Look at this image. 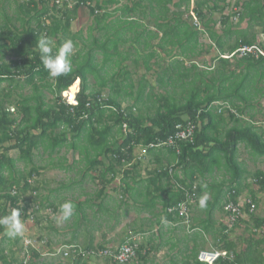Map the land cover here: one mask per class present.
<instances>
[{"label": "trees", "instance_id": "1", "mask_svg": "<svg viewBox=\"0 0 264 264\" xmlns=\"http://www.w3.org/2000/svg\"><path fill=\"white\" fill-rule=\"evenodd\" d=\"M90 1L94 7L87 8L93 24L86 39L71 35L72 24L82 8L80 5L69 8L64 4L59 8L45 0H26L18 8L20 27L8 17L5 24L1 25L0 84L14 82L15 79L23 80L32 86L33 94L19 100L16 113L10 112L11 107L0 100V216L10 214L13 208H19L23 212L22 219L28 218L22 198L29 190L34 193L38 191V187L34 183L30 184L29 180L41 174V169L33 166L35 151L42 149L54 155L62 148H70L78 152L87 167L82 178L90 174L88 178L98 183L100 187L97 195L102 198L106 196L108 186L121 175L120 170L123 169L121 183H125L132 173L128 169L124 170V167L133 163L132 169H137L140 164L135 157L137 148H147L167 140L175 133L176 126L185 120H191L197 126L193 141L179 143L178 154L176 149H168L175 156L174 166H161L151 172L149 177L157 182L167 181L169 188L171 181L180 184L176 189L166 192L162 202L165 213L168 207L186 201L194 185H197L199 198L203 192V179L221 170L225 171L228 179L219 186V197L211 207L219 206L224 211V203L220 199V195L225 193L224 189L229 200L238 203L240 189L246 178L237 158L239 145L244 144L255 155L264 157V135L242 119L245 115L252 120L256 118L253 99L264 96V91L254 89V82L256 79L264 80V59L244 58L232 65L219 55L211 59L208 66L203 65L204 68L196 60L205 54V45L201 41L207 34L219 48L220 43L215 40L212 28L216 13L223 14L226 26L231 25L234 16H239L240 21L258 24L260 32L264 33V0H237V11L228 16H224L230 7L228 0H194V12L202 26L200 30L191 25V0ZM111 7L114 9L111 10ZM41 36H48L54 41L53 51L66 39L74 41V48L78 47L77 38L82 40L81 49L78 48L74 55L69 56L71 73L59 78L50 77L40 61L36 45ZM157 40L161 43L154 46ZM253 44H256L254 40L244 39L239 46L234 44L229 52L236 51L242 45ZM209 49L213 47L209 46ZM142 51L144 56H141ZM133 52L136 57L132 62L138 65L142 57L146 72L156 75L157 87L154 91L148 90L145 85L134 90L132 72L124 65ZM99 53L103 55L100 63L97 58ZM5 54L13 55L15 61L7 63ZM161 55L170 57L166 66L162 64L164 57ZM111 64L119 69L112 75L109 86L104 76L107 75L106 66ZM158 70L160 72L157 73ZM90 78L96 80L100 89L91 88ZM77 81H80L78 105L62 102V93ZM105 89L110 91L107 96H104ZM45 92L54 96L50 103L45 98ZM78 92L73 87L69 93L73 94L74 99ZM125 99H131L133 104L123 109ZM215 102L229 103L238 116L219 115L210 109ZM226 119L236 125L220 133L218 128ZM124 124L127 125V131L123 129ZM12 151L19 152L17 159L9 155ZM146 151L152 152L154 149ZM19 162L26 167L31 166L29 172L19 171ZM170 170L174 171L173 178ZM178 171L182 172V180L177 179ZM91 172L97 174L93 176ZM254 176L264 189V173L257 172ZM14 187L17 193L13 195ZM123 189L124 199L128 191L125 187ZM252 199L251 202L256 205V198L253 196ZM41 201L44 200L40 199V206L43 204ZM79 205V209L75 210L78 216L74 219L73 231L82 229L87 237L93 230V222L87 212L93 211L94 206L100 210L103 203L95 205L90 200ZM40 209L37 205L33 212ZM249 210L246 205L244 212L248 214L249 221L242 219L235 228L246 225L247 231L252 229L253 232L261 233L264 218H258L255 212L250 213ZM1 236L2 242L8 240L11 244V238L6 236V229L2 226ZM18 241L16 239L13 245ZM254 244H257L258 249L264 246V236L255 242L251 241L250 245ZM95 248L103 247L89 242L86 251ZM218 249L234 252L238 264H247L244 257L249 254L248 247L246 252L237 253V245L225 239ZM261 250L260 257L263 256L264 248ZM5 252L4 249L0 250L2 264L18 263L11 257L8 259ZM31 254V264H37L40 255L35 250ZM198 254L195 255V261L201 264L197 261ZM262 259L264 261V257ZM136 260L140 264H145L147 260L141 245ZM84 263L81 257L73 262Z\"/></svg>", "mask_w": 264, "mask_h": 264}, {"label": "crops", "instance_id": "2", "mask_svg": "<svg viewBox=\"0 0 264 264\" xmlns=\"http://www.w3.org/2000/svg\"><path fill=\"white\" fill-rule=\"evenodd\" d=\"M236 2L237 0H228L230 7L226 9L224 16H228L237 11V7L235 6ZM85 11L89 12V9L87 7L80 9L82 13ZM151 28L153 27L151 26ZM212 28L216 35L215 40H218L220 44L219 48H217L215 41L208 34L202 39L205 43L201 41L205 45V54L196 60L202 68H204L203 65L208 66L209 61L219 55L226 56L231 54L229 52L231 47L234 44L239 46L244 39L254 40L256 44L260 43L264 45V33L260 32L258 24H254L253 22L249 24L247 20L240 21L239 16H234L231 20V25L226 26L223 14L216 13L213 16ZM155 42H157L156 45L161 43L159 40ZM209 46H212L213 49H209ZM161 57H164V61L166 62L170 59V57H165L164 55H161ZM237 60L239 59L233 58L229 61L234 65ZM231 69L234 70V67H231ZM238 72L240 71L238 70ZM254 83V89L264 91V80L260 81L256 79ZM253 104L256 108L258 107L257 104L263 106L264 96L260 95L253 99ZM242 119L254 125L259 133L264 135V123L258 122L257 118L252 120L248 115L247 117L246 115L243 116ZM235 125V123L226 119V122L222 123L218 128V131L224 133L225 130ZM141 148L135 150L136 162L140 163L137 169H132L133 163L130 166H125L124 170L128 169L132 174L126 178L125 183H121L120 175V178L117 176L115 182L108 186L106 196L100 198L97 195L98 191L95 195L89 196L88 191H85L86 188L83 186L84 181L81 180L78 182L77 190L80 193V198L75 204V210L79 209L80 203L90 200H93L95 205L101 203L103 205L100 210H98V206H94L91 212L93 230L92 234L87 235V237L82 229L73 231L74 219L78 216L74 210L70 218L72 225L69 226L67 223L64 229L59 228L58 231L55 230L53 232L55 235L63 236L66 239L67 243L61 245L60 248L64 250L68 246H73L86 251L89 242H93L94 245L114 249L124 244L128 238L136 236L137 238L139 237L143 255L147 257L145 264H198L195 261L196 253L204 250H220L218 247L223 245L225 239L228 242L236 244V240L229 237L230 232L225 230L227 228V216L224 211L219 206L211 207L214 200L219 197V186L223 185L224 181L228 179L225 171H216L214 174L206 176L201 182L203 192L199 198H196L195 204L192 205L191 226L188 228L183 219L165 213L162 207L166 192L176 189L180 184L175 182V180L171 181L169 188L167 181L157 182L149 178L150 173L155 169H159L161 166L165 168L173 167V157L175 156L165 148L152 152H147V149L142 148L146 151V154L145 152H139ZM238 150L237 158L239 164L242 166V170L245 171L246 176H252L256 182L254 175L257 172L264 173V171L259 169L255 170L253 174H249V169L242 159V151L253 160L263 157L252 153L244 144H240ZM251 162L252 164L254 163L253 161ZM171 174L173 178V170ZM182 177V172L178 171L177 179L182 180ZM122 187H125L126 192L128 191L124 199L122 198V194L125 193V190ZM224 191L226 190L224 189ZM205 194H207V200L202 207L199 201ZM227 197L226 192L220 195L221 203H224ZM96 211H100V213H95ZM234 229L236 230V228ZM117 241L120 242L117 243ZM49 243L50 241H48ZM48 247L54 248L52 243ZM247 247L249 254L244 257L247 264H264L263 257L259 255L257 244L253 246L250 244L249 246H238L237 253L246 252ZM41 250L43 251V249L39 248L37 253L41 254ZM62 259L64 258L62 257ZM68 260L73 264V260ZM99 264H108V262L100 259Z\"/></svg>", "mask_w": 264, "mask_h": 264}, {"label": "rangeland", "instance_id": "3", "mask_svg": "<svg viewBox=\"0 0 264 264\" xmlns=\"http://www.w3.org/2000/svg\"><path fill=\"white\" fill-rule=\"evenodd\" d=\"M26 0H0V28L1 25L5 24L6 18H10L17 27L20 26V21L17 20V16L19 15V5L24 3ZM234 3V2H233ZM124 4V3H123ZM111 10L114 7L110 8ZM93 24V18L90 16L88 11L84 13L79 12L78 18L73 22L71 27V35H78L87 38L89 35L90 28ZM78 47L74 48L71 55H74L75 51L78 48L81 49L82 40L77 38ZM203 42V40H202ZM204 43V42H203ZM157 42L154 43V46ZM205 44V43H204ZM55 47L54 41L52 42V48ZM124 50H121L123 52ZM136 53H131L130 59L124 65L128 67V69L132 72L133 76V85L134 90H136L140 85L147 86L148 90H153L157 87L156 83V75L154 72L147 73L143 66V59L141 57L140 63L138 65L134 64L132 60L136 57ZM146 54V53H145ZM141 56H144V52L142 51ZM98 62H102L103 55L99 53ZM4 59L7 63L15 61V57L10 54H5ZM207 59V57H206ZM210 62V61H209ZM168 62L163 61L162 64L164 66L167 65ZM119 68L115 67V64L107 65L106 71L107 75L104 76L108 81V85L112 83V75L118 71ZM159 69V68H158ZM160 72L159 70L157 73ZM103 76V75H102ZM15 79L14 82L5 81L0 84V100L5 101V105L7 107L15 108L17 110V104L22 97H27L33 94L32 86L26 84L23 80ZM90 86L93 90L100 89V85L96 82L95 79L90 78L89 80ZM159 92V90H155ZM109 89L104 90V96L109 95ZM46 100L50 103L53 100V95L51 93H44ZM66 97L69 98L68 101L73 100V94L67 93ZM131 99H125L123 101L122 107L123 109L128 108L132 105ZM253 112L256 115L257 121L264 123V105L259 106ZM17 111H15L16 113ZM247 117V115H246ZM139 152H145L142 148ZM9 155L13 158L19 157V152L12 151ZM242 159L244 163L247 165L249 169V174H253L255 170H263L264 171V157L260 159H252L249 155H247L244 151H242ZM175 160V157H173ZM253 161L254 163L252 164ZM33 166L39 167L41 169V174L39 177L33 178V185L38 187V191L34 193V191H27L22 198V205L25 207L27 211L28 218L23 219L25 224L24 232L21 235L16 236L15 238H11L10 242L7 240L6 242H2L3 236L0 237V250L4 249L5 254L11 257L13 260L18 261V263L22 260V257L25 255V241L31 239V241H37L41 250L39 254L40 259L37 264H70L68 259H62L61 248L60 246L66 242V239L63 236H58L53 233L55 230L64 229V226L72 225L71 220H64L62 215L60 214V206L62 203L66 201H71L74 205L77 203V200L80 198V193L77 190L78 182L83 180V186H85V191H88L89 196L95 195V193L99 189V185L97 182H93L91 178H82L83 171L86 170V163L83 158L78 154V152L72 151L70 148H62L61 151L57 154L50 155L47 152L39 149L35 151L33 157ZM18 170L22 173L29 172L31 166L26 167L24 163H18ZM123 170V169H122ZM122 170H120V174L122 175ZM93 176L97 174V172H91ZM120 175V176H121ZM119 176V178H120ZM242 188L240 189V196L238 199V203L241 205L245 204L247 201H252L253 196L256 198V211L255 215L258 218H264V189L254 181L252 176H246L243 180ZM226 190V189H225ZM226 192V191H225ZM228 195V194H227ZM40 199L43 204H39ZM38 200V201H37ZM124 202V200H122ZM41 207V209L37 212H33L35 206ZM43 206V207H42ZM56 209V210H54ZM92 211H88V217L90 221L92 220ZM35 216L34 221L31 217ZM37 217V218H36ZM245 221H249V216L247 213H244ZM33 221V223H32ZM66 223V224H65ZM52 224V228L50 229V225ZM235 228V227H234ZM232 228L229 232V237L233 240H236L237 247L249 246L251 241L255 242L258 239H261L264 236V232H253L252 229L249 231L246 230V225H242L240 227H236V230ZM7 237H9L6 234ZM61 237V238H60ZM19 239L16 245H13ZM139 239V237H138ZM253 239V240H251ZM48 241L53 244L54 248H49ZM120 241H117L119 243ZM140 243V241H139ZM34 244V243H33ZM255 245V244H254ZM55 246H57L55 248ZM261 248L259 251L261 252ZM32 249V248H30ZM10 250H13L11 255ZM32 251H29V253ZM86 256L81 258L82 262L85 264H99L100 258ZM264 257V252L263 256ZM2 260L0 259V264H2ZM33 263V259L31 261ZM131 264H140L137 261Z\"/></svg>", "mask_w": 264, "mask_h": 264}, {"label": "built area", "instance_id": "4", "mask_svg": "<svg viewBox=\"0 0 264 264\" xmlns=\"http://www.w3.org/2000/svg\"><path fill=\"white\" fill-rule=\"evenodd\" d=\"M48 1L51 5H56L59 8L63 7L64 4H67L69 8L74 7L75 5H80L81 7H94V3L90 0H45ZM98 13V12H97ZM191 25L195 29H202L200 20L196 13L194 12V0H191ZM264 45L260 43L254 45H242L233 53L221 56L223 59H244V58H253L258 60L260 58L264 59ZM73 87H76L79 90L78 94L74 97L72 101H68L69 98L66 97V94L71 91ZM80 93V81L75 82L66 92L62 93V102L77 106L78 99L77 96ZM210 109L217 112L219 115L232 114L238 116L237 111L229 103H220L215 102L210 106ZM10 112L14 113L15 108H11ZM124 131H127V125L123 126ZM197 126L191 120H185L184 122L178 124L175 129V133L171 135L165 141H159L157 144H151L146 149H176L177 154L179 153V143L181 142H192L195 136ZM144 149V148H143ZM172 173V170L169 171ZM29 183L32 184L33 180H29ZM197 185H194L192 193L188 195V199L184 202H181L175 206L168 207L167 213L174 217H179L184 220L188 228L191 226V209L192 205L195 204L197 198ZM17 189L14 187L12 194H16ZM224 202V213L227 216V231H230L235 225L244 218V210L246 205L250 208V213H254L256 210V205L247 201L245 204L241 205L240 203H235L229 200ZM34 221V217H31ZM264 232V229L263 231ZM34 243V244H33ZM140 243L139 239L134 236L126 240L121 246L111 249V248H95L93 250L84 251L73 246H68L64 250H61V255L64 259H71L73 261H78L81 258L86 256L98 257L100 259L106 260L108 264H131L137 258V251L139 249ZM32 248V249H30ZM40 246L37 241L33 242L31 239L25 241V255L22 257V260L17 264H31L32 254L29 251L35 250L38 251ZM89 258V257H88ZM197 261L201 264H238L236 261V254L228 250H204L200 251L197 256Z\"/></svg>", "mask_w": 264, "mask_h": 264}, {"label": "clouds", "instance_id": "5", "mask_svg": "<svg viewBox=\"0 0 264 264\" xmlns=\"http://www.w3.org/2000/svg\"><path fill=\"white\" fill-rule=\"evenodd\" d=\"M37 49L39 51L40 61L45 70L52 78H59L67 75L72 71V62L69 56L75 47L72 39H66L56 51H53L52 40L48 36H41L36 41ZM207 200V194L199 201L203 207ZM75 210V205L71 201H66L60 206V214L64 220L71 218ZM22 210L13 208L8 215L0 216V226L6 229V234L10 238H15L24 232L25 224L22 219Z\"/></svg>", "mask_w": 264, "mask_h": 264}]
</instances>
